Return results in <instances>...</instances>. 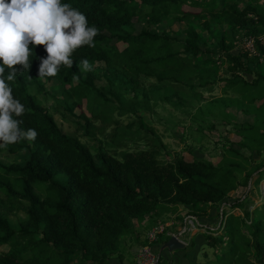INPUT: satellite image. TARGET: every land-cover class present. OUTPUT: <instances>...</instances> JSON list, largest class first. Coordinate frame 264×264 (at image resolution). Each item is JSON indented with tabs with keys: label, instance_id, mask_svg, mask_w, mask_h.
<instances>
[{
	"label": "trees",
	"instance_id": "trees-1",
	"mask_svg": "<svg viewBox=\"0 0 264 264\" xmlns=\"http://www.w3.org/2000/svg\"><path fill=\"white\" fill-rule=\"evenodd\" d=\"M257 1L61 0L99 30L95 47L84 45L73 52V67L62 64L57 76L44 78L56 80L64 90L69 115L63 119L84 130L89 140L96 139L95 120L115 125L112 134H106L105 126L99 129L107 144L116 135L125 136L119 127L131 117L125 130L133 138L117 141L120 151L93 153L80 139L63 133L54 115L30 93L31 88L45 92L38 68L46 52L43 46L33 47L29 71L18 73L10 87L25 106L24 115L14 118L24 121L23 130L34 128L38 135L34 141L0 148L11 155L30 153L24 165L0 163V264L124 262L139 245L147 217L157 220L183 208L200 219L237 190L250 185L255 190L264 180V163L255 165L232 148L225 163L218 165L183 158L161 161L162 146L152 144L155 132L140 112L152 102L142 88L144 81L155 83L163 93H178L155 100L180 108L182 96L194 97L195 81L209 87L220 78L223 65L230 75L229 87L242 85L240 92L258 116L256 125L240 127L243 148L264 156V6H257ZM246 40L253 41L254 54L245 47ZM84 59L104 63L109 73L81 72L77 65ZM244 74L256 79L248 83ZM74 75L80 77L76 86ZM91 98L112 106L118 119L110 112L77 114ZM129 146L132 150L123 151ZM40 186L45 187L42 195L37 193ZM243 205L240 200L232 208ZM20 213L27 219L15 228L10 218ZM245 213L239 218L223 212V228L205 237L214 259L205 253L203 264H264V204ZM171 238L158 242L164 245Z\"/></svg>",
	"mask_w": 264,
	"mask_h": 264
},
{
	"label": "rangeland",
	"instance_id": "rangeland-1",
	"mask_svg": "<svg viewBox=\"0 0 264 264\" xmlns=\"http://www.w3.org/2000/svg\"><path fill=\"white\" fill-rule=\"evenodd\" d=\"M257 6H264V0H258ZM133 21L136 31L140 32L139 21L137 18ZM211 22L212 19L209 20V23ZM205 36H208L207 32H205ZM244 43L249 52L254 54L253 41L246 40ZM92 66V71L96 74L107 75L109 73L104 63L95 61L92 63ZM219 76L220 78L211 83L207 88H204L202 84L195 81L196 92H194V97L190 98L189 95L182 96L183 100H180V108L165 104L160 100H155L157 97H166L172 94L177 97L179 96L178 93L175 91L169 92L167 89L163 90L165 91V93H163L154 85L155 83L143 82L142 88L152 97V102L146 111L142 110L140 112V117L143 118L145 124L155 132V139L152 144H161L162 146V151L160 153L161 161H175L176 159L183 158L189 162L204 161L218 165L225 163L226 157L230 156L229 150L232 148L248 157L255 165L264 163V156L260 157L256 153L252 154L248 150H245L242 145L245 140L243 134L239 133L241 131V125L254 126L257 124L258 117L254 114V111L248 107L245 94L240 92V89L243 88L242 85H239L236 89L229 87L230 75L225 73L223 65L222 70H219ZM243 76L248 83L256 79L249 74H244ZM41 82L44 84L45 92L40 93L36 88H31L30 93L36 96L44 107L48 108L50 113L54 115L63 133L80 139L93 153H97L101 149L104 151L117 150L118 145H114L117 141H130L133 138V135L125 130V126L132 122L133 118L126 117L119 127V131L121 133L124 132L125 136L116 135L113 141L112 138H110L106 144L99 129L105 126L106 134H112L114 130H117L116 126L104 125L101 120H95L93 124L96 128V139L89 140V137L85 136L86 132L84 130H80L75 125L69 123V119H63L64 116H68L69 114L65 110V107L68 106L65 103L67 100L59 82L56 80L48 81L46 79H41ZM76 85L77 83L75 82L74 86ZM99 85L103 86V84L100 83ZM127 97L129 98L130 95H127ZM139 97L142 99V95L139 94ZM172 99L173 98H171V100ZM235 99L237 101L240 100V103L237 104L234 101ZM74 101V99L69 101L70 108H73ZM75 112L77 114L84 113L88 117L110 112L114 119H118V114L113 110L112 106L106 108L102 103H95L93 98L89 99V101L84 100L81 109ZM261 129L264 131V128ZM244 135L247 136L246 133ZM131 148L132 146H129L123 151L132 150ZM137 149L139 148L137 147ZM29 157L30 153L27 150L16 155L0 152V163L6 166L13 164L24 165ZM252 188V185H250L248 190L243 188L237 190L232 193L221 206L211 209L205 217L200 219L196 217V221H198L204 229H198L197 231L192 230L187 235H182V232L185 230L188 221L191 220L194 222L191 218H195L193 214L189 213L188 209L181 208L177 215L170 214L166 216L165 214L160 216L157 220H154L155 218L153 217H147L140 229L143 231V236L140 242H138L139 245L135 246L132 253L129 252V254H126L127 257L125 260L129 259L130 264H140L141 261L139 260V256H135V253L146 248L148 249V253L155 254L157 257L160 256L161 264H172L173 262L176 264H203L205 263L203 257L205 253H208L210 256L209 258L213 260L214 252L208 247L205 237L211 232L210 229H218L222 221L221 212L224 211L225 217L234 215L239 218H244L246 214L245 211L252 213L258 206L264 204V180L255 187V190L252 191ZM44 189V186H40V188L37 187V193L42 195ZM250 190L251 192L249 193ZM240 200L244 203V208H232V205L237 204ZM26 219V215L20 213L11 217L10 222L13 227L18 228L20 223ZM201 219L204 220V222L201 221ZM160 226L166 228L164 239L181 235V241H185V239L187 241V239L191 238L192 234L197 233H199V237L192 246H186L185 250H178L172 253L165 251L159 255L160 253L156 250L159 248L161 249L163 244L158 241H163L164 239L162 240L161 237L160 240L158 238L156 242L151 243V241H153L151 236L155 228ZM188 228L193 229L190 225ZM188 241L190 242L191 240ZM192 247L195 248V251ZM3 250H7V247H4ZM114 261H116V264H125L118 259H114Z\"/></svg>",
	"mask_w": 264,
	"mask_h": 264
},
{
	"label": "clouds",
	"instance_id": "clouds-1",
	"mask_svg": "<svg viewBox=\"0 0 264 264\" xmlns=\"http://www.w3.org/2000/svg\"><path fill=\"white\" fill-rule=\"evenodd\" d=\"M98 33L84 13L61 0H0V148L34 141L38 135L34 128L20 127L24 121L17 118L24 115L25 106L10 87L18 73L29 71L31 49L43 46L46 52L39 58L38 77H55L60 65L73 67L74 51L84 45L95 47ZM77 66L81 72L93 70L87 59ZM72 79L79 82L80 77Z\"/></svg>",
	"mask_w": 264,
	"mask_h": 264
},
{
	"label": "built area",
	"instance_id": "built-area-1",
	"mask_svg": "<svg viewBox=\"0 0 264 264\" xmlns=\"http://www.w3.org/2000/svg\"><path fill=\"white\" fill-rule=\"evenodd\" d=\"M223 212L224 211L221 212L222 221H221L218 229L217 230L210 229V231H218L219 229L223 228V221H224ZM191 219H193L194 222L191 220L188 221V224L186 225L185 230H183L182 235H187L192 230L197 231L198 229H204V227L198 221H196L197 220L196 218H191ZM189 225L193 229H189L188 228ZM165 230H166V228L164 226H160V227L155 228V230L153 231V234L151 236V239L153 240V241H151V243L156 242L158 236L163 235L165 233ZM139 253L140 254H138V256H139V260L141 261L140 264H160V258L157 257L155 254L148 253L147 248L139 251Z\"/></svg>",
	"mask_w": 264,
	"mask_h": 264
},
{
	"label": "water",
	"instance_id": "water-1",
	"mask_svg": "<svg viewBox=\"0 0 264 264\" xmlns=\"http://www.w3.org/2000/svg\"><path fill=\"white\" fill-rule=\"evenodd\" d=\"M185 249H186V245L180 240V235H177V236H173L166 244H164L161 247L159 255H161L165 251L172 253L178 250H185Z\"/></svg>",
	"mask_w": 264,
	"mask_h": 264
},
{
	"label": "crops",
	"instance_id": "crops-1",
	"mask_svg": "<svg viewBox=\"0 0 264 264\" xmlns=\"http://www.w3.org/2000/svg\"><path fill=\"white\" fill-rule=\"evenodd\" d=\"M201 221H203L204 222V220H202L201 219ZM199 237V233H197V234H192V236H191V238L190 239H187V241H186V239H185V241L183 240L182 242H186L185 244H186V246L188 247L189 245H193V243L195 242V240L197 239ZM194 239V240H193ZM188 240H191L190 242L188 241ZM191 243V244H190ZM193 248V250L195 249L194 247H192ZM158 253H160V248L158 249V250H156ZM195 251V250H194ZM135 256H136V253H135ZM122 263H125V264H130V261H129V259H127V260H125L124 262H122ZM111 264H116V261H114V260H112V262H111ZM121 264V263H120ZM172 264H176L175 262H173Z\"/></svg>",
	"mask_w": 264,
	"mask_h": 264
}]
</instances>
